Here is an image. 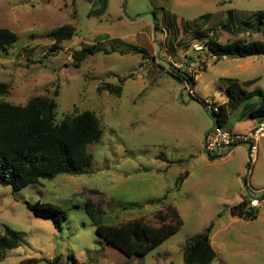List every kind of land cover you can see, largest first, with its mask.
<instances>
[{"label":"rangeland","instance_id":"obj_1","mask_svg":"<svg viewBox=\"0 0 264 264\" xmlns=\"http://www.w3.org/2000/svg\"><path fill=\"white\" fill-rule=\"evenodd\" d=\"M106 3L101 16L98 0L91 15L79 0H0V27L17 35L0 54V83L8 84L0 100L24 105L33 96L53 97L57 121L90 110L102 127L99 140L89 145L93 160L84 173H60L17 190L0 184V234L5 227L18 234L17 247L0 251V264H49L57 255L72 256L69 261L77 264H186V240L210 224L216 258L209 264H264V204L255 219L229 212L241 197L258 195L252 187L264 186V137L255 163L248 159L247 143L210 158L203 142L213 116L199 101L227 99L226 78L239 83L256 78L253 87L264 91V54L216 60L205 48L211 29L222 43L238 33L246 41H264V0ZM228 10L233 13L229 31L219 28ZM67 23L76 34L51 50L54 43L46 33ZM83 45L96 50L76 68L72 52ZM135 46L146 52L144 58ZM176 69L196 75L193 93L191 85L167 73ZM257 102L253 97L242 103L243 119ZM238 111L229 114L224 128L230 129ZM185 172L188 179L176 187ZM86 199L99 203L104 224L138 218L158 226L155 214L170 203L182 225L149 253L126 256L95 235ZM25 201L59 205L67 218L55 226L35 217Z\"/></svg>","mask_w":264,"mask_h":264},{"label":"trees","instance_id":"obj_2","mask_svg":"<svg viewBox=\"0 0 264 264\" xmlns=\"http://www.w3.org/2000/svg\"><path fill=\"white\" fill-rule=\"evenodd\" d=\"M226 21L219 25L220 29L230 30L233 25V13L227 11ZM155 27L156 24H154ZM76 34L71 24H62L52 28L45 37L56 44L70 39ZM17 40L13 30L0 27V54L5 52ZM205 48L210 56L216 60L223 57L245 58L264 54V41L236 38L232 41L219 42L216 29L210 30ZM96 50L95 45H83L72 52V65L79 67L80 63ZM110 47V51H115ZM134 51H144L135 48ZM121 53L124 51L121 50ZM167 73L177 81H184L191 85L194 76L187 71L176 69ZM256 79L250 81L254 83ZM228 101L216 103L212 100L216 111L206 109V100L199 99L208 113L212 114V121L220 126L227 121L229 114L240 107L250 98L257 97L258 104L253 107L249 116L258 122L264 119V91L260 88L248 90L246 85L236 79L226 78ZM248 86V85H247ZM8 84L0 83V93L7 91ZM57 92H55V95ZM102 134V127L97 116L90 110L69 112L56 120V101L53 97L33 96L24 105H16L0 100V184L10 186L13 190L23 188L29 184L39 183L43 179H51L60 173L77 175L84 173L93 160L89 145L98 141ZM216 156H211L214 158ZM186 173L181 174L176 181V187L181 184ZM91 193L99 195L102 192L90 189ZM25 207L35 216L51 219L55 226H60L67 218L66 211L59 205L50 202L25 201ZM245 196L232 205L229 212L232 216L244 219H255L258 209L247 208ZM165 211H158L155 216L159 220L158 226L144 223L141 219L133 218L119 224H104L100 222L103 210L99 203L85 201V210L94 224V233L126 256L145 255L159 246L164 240L176 233L182 225L176 208L170 203L165 204ZM174 221H166L168 218ZM212 224L202 233L186 240L182 250V260L186 264H209L216 258V252L211 244ZM18 246L17 232L5 227L0 234V251ZM63 260L61 255L49 259V264H77L75 260Z\"/></svg>","mask_w":264,"mask_h":264},{"label":"built area","instance_id":"obj_3","mask_svg":"<svg viewBox=\"0 0 264 264\" xmlns=\"http://www.w3.org/2000/svg\"><path fill=\"white\" fill-rule=\"evenodd\" d=\"M206 109H213L212 100L206 101ZM264 137V119L258 122L252 129L246 132L226 129L216 123H213L211 130L205 134L203 146L209 157L217 156L221 149L232 148L240 143L248 144V159L255 162L260 140ZM256 192V191H255ZM258 195L248 194L245 196L247 208L259 209L264 204V189L258 190Z\"/></svg>","mask_w":264,"mask_h":264},{"label":"crops","instance_id":"obj_4","mask_svg":"<svg viewBox=\"0 0 264 264\" xmlns=\"http://www.w3.org/2000/svg\"><path fill=\"white\" fill-rule=\"evenodd\" d=\"M74 1L75 0H71V4H74ZM79 1H81V2H83L84 3V5H86V7H89V9H90V11H89V13H88V15H91L92 13H93V7H94V4L96 3V1L97 0H79ZM99 2H100V4H99V7L97 8V11H96V14H101V16L102 15H104L105 14V11L107 10V3H106V0H98ZM154 24H155V22L153 21L152 22V28H154V29H156L157 27H155L154 26ZM106 38H108V37H106ZM110 38V37H109ZM125 36L124 37H115V36H112L111 37V39H118L119 41H124L125 40ZM236 38H241V36H240V33H238L237 35H236V37L234 38V39H236ZM130 39H132V38H130ZM163 39V44H165V40H164V38H162ZM259 40V39H258ZM229 41V40H228ZM127 42V44L129 45L130 44V42H128V41H125V43ZM170 45H171V42H170ZM111 47H113V46H111ZM135 48H137V49H142V48H139V47H137V46H135ZM143 50V49H142ZM144 51V50H143ZM145 52V51H144ZM146 53V52H145ZM209 53V52H208ZM141 57H143L142 55H141ZM145 57V56H144ZM211 58H214L213 56L211 57ZM198 62V60H196L195 61V63H197ZM200 63V62H199ZM196 79V75H194V80ZM253 79H256V78H253ZM253 79H250V80H246V81H242V82H240L241 84H244V85H246V87H247V89L248 90H251V89H253L254 87H253V85H254V83H251L250 84V81L251 80H253ZM182 82H184V81H182ZM184 83H186V82H184ZM226 85H227V83H226ZM248 85V86H247ZM189 91H190V93H193V90L192 89H189ZM228 98L229 97H227V99H225V100H222V101H218V103H224V102H227L228 101ZM214 101V100H213ZM256 105L258 104V102L257 103H255ZM255 105V106H256ZM245 106H243V105H241L240 107H238L237 109H235V110H239L238 112H239V115H238V117L236 118V120L235 121H231L230 120V130H234V131H240V132H246V131H248V130H250V129H252L256 124H257V121L255 120V119H253V118H251V117H248V118H246V119H243V117H244V115H245V108H244ZM252 108H249V112H250V110H251ZM234 111V110H233ZM232 111V112H233ZM231 112V113H232ZM229 119V118H228ZM228 119H227V121H228ZM226 121V122H227ZM205 136V135H204ZM228 149H231V148H228ZM248 154V153H247ZM219 155V154H218ZM217 155V156H218ZM258 160V152H257V157H256V161ZM255 161V162H256ZM254 162V163H255ZM186 173V176H185V178L183 179V181L182 182H184V181H186V179H188V176L190 175V173L189 172H185ZM252 173V169L250 170V173H249V175ZM181 182V183H182ZM246 182H247V180H243V184H245L246 185ZM248 185L250 186V187H252L251 186V184H250V181H248ZM251 189H253V191H258V190H261V189H264V186H261V187H259V188H251ZM247 190H249V187L247 188ZM225 205H229V204H225Z\"/></svg>","mask_w":264,"mask_h":264}]
</instances>
